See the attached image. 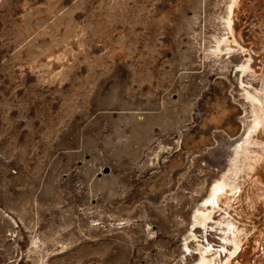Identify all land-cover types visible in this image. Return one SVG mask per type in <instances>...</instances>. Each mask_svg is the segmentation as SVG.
I'll return each instance as SVG.
<instances>
[{"label":"rangeland","instance_id":"rangeland-1","mask_svg":"<svg viewBox=\"0 0 264 264\" xmlns=\"http://www.w3.org/2000/svg\"><path fill=\"white\" fill-rule=\"evenodd\" d=\"M263 90L264 0H0V264H264Z\"/></svg>","mask_w":264,"mask_h":264},{"label":"bare ground","instance_id":"bare-ground-1","mask_svg":"<svg viewBox=\"0 0 264 264\" xmlns=\"http://www.w3.org/2000/svg\"><path fill=\"white\" fill-rule=\"evenodd\" d=\"M229 22V20H228ZM264 91V90H263ZM258 100V98L256 99ZM258 103V102H257ZM253 119V118H252ZM254 123L253 124V129H258V128H264V92H263V96L261 97V99H259V104H258V108L257 110L255 111V114H254V120H253ZM250 133V132H249ZM261 152V151H260ZM247 153V152H246ZM257 153V152H256ZM259 153V152H258ZM259 155V154H258ZM243 165L242 167L244 166L247 167L248 169H252V166H253V162H257L260 158L259 157H256V158H251L250 155L247 154H244L243 155ZM236 167V166H235ZM237 173V171H236ZM235 174V173H234ZM237 176V175H236ZM229 178V175H225L223 177V180L221 181V183L219 185H217V188L216 190L219 188V191L221 192L220 195L218 196L217 200H219L220 198H224L225 201L228 200L229 196L231 193L234 192L236 186H237V181L233 180V182L229 181L228 180ZM214 188V187H213ZM215 192V190L213 191ZM212 193V192H211ZM213 194V193H212ZM215 194V193H214ZM216 196V197H217ZM213 197V196H212ZM222 198V199H223ZM215 199V198H213ZM212 201V200H211ZM208 202V201H207ZM201 213V212H200ZM212 213V212H211ZM200 215V214H199ZM206 215V214H205ZM203 216V214H202ZM211 215H209L207 218H210ZM202 217L200 216L197 220L198 221H201ZM206 219V218H205ZM233 231V230H232ZM235 231V230H234ZM232 234V233H231ZM239 237V232L237 233H233L232 234V239H231V242L234 243V249L233 251H230L229 253V257L227 259V261H229V259L231 257H233V255L235 254L236 250L238 249L239 247V244L241 242V239L238 238ZM241 238V237H240ZM238 251V250H237ZM215 257V256H214ZM216 263V260L215 259H207L205 256L202 257V259L200 260L199 264H215Z\"/></svg>","mask_w":264,"mask_h":264},{"label":"water","instance_id":"water-1","mask_svg":"<svg viewBox=\"0 0 264 264\" xmlns=\"http://www.w3.org/2000/svg\"><path fill=\"white\" fill-rule=\"evenodd\" d=\"M110 172V168L109 167H104L103 168V173H109ZM102 175L101 172L98 173V176L100 177Z\"/></svg>","mask_w":264,"mask_h":264}]
</instances>
